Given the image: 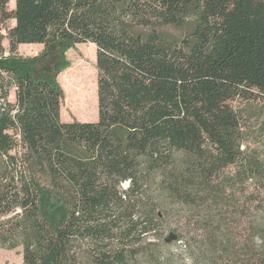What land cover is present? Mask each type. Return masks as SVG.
Here are the masks:
<instances>
[{"label": "trees", "instance_id": "obj_1", "mask_svg": "<svg viewBox=\"0 0 264 264\" xmlns=\"http://www.w3.org/2000/svg\"><path fill=\"white\" fill-rule=\"evenodd\" d=\"M81 44L97 91L81 71L65 84L81 119L97 93L98 119L62 123L57 78ZM260 114L264 0H0V248L22 264H264V153L245 137Z\"/></svg>", "mask_w": 264, "mask_h": 264}, {"label": "rangeland", "instance_id": "obj_2", "mask_svg": "<svg viewBox=\"0 0 264 264\" xmlns=\"http://www.w3.org/2000/svg\"><path fill=\"white\" fill-rule=\"evenodd\" d=\"M8 9H14V1H10ZM9 27L14 26V22L8 23ZM189 30V26H186L182 30L169 29L168 31L175 36H180ZM4 48L8 50L7 40L3 43ZM43 47L39 45H20L18 47V53L22 57H32L39 54ZM66 59L69 63L68 68L61 72L57 78L60 87L63 90V100L60 107V120L62 123H68L73 120H77L81 123H94L98 119V108H97V93H96V110L88 117L81 119L73 108V102L71 94H69V88L66 86L65 81L69 80L70 74L76 71H81L89 76L93 86L97 91V70H96V49L91 44H81L75 46L66 52ZM66 77V78H65ZM10 102H14V95L11 94ZM249 103L244 102H233L232 106L239 111L246 112V117L250 115L246 108L249 107ZM255 107H262V105L255 104ZM262 109V108H261ZM249 113V114H248ZM261 119L264 118L260 114ZM259 121L258 126L253 125L254 121L249 122L248 132L245 134L250 148L260 149L264 153V120ZM171 251L176 252L179 250V244L176 242H170ZM0 264H22V251L20 248L15 250H5L0 248Z\"/></svg>", "mask_w": 264, "mask_h": 264}, {"label": "water", "instance_id": "obj_3", "mask_svg": "<svg viewBox=\"0 0 264 264\" xmlns=\"http://www.w3.org/2000/svg\"><path fill=\"white\" fill-rule=\"evenodd\" d=\"M174 240H176V237L174 236V235H169V237L165 240V242H171V241H174Z\"/></svg>", "mask_w": 264, "mask_h": 264}, {"label": "clouds", "instance_id": "obj_4", "mask_svg": "<svg viewBox=\"0 0 264 264\" xmlns=\"http://www.w3.org/2000/svg\"><path fill=\"white\" fill-rule=\"evenodd\" d=\"M186 264H191V259L190 258L186 260Z\"/></svg>", "mask_w": 264, "mask_h": 264}]
</instances>
